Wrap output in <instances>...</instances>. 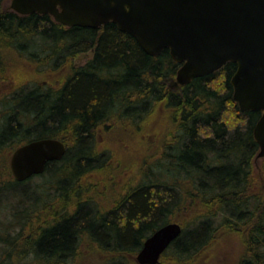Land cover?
Returning <instances> with one entry per match:
<instances>
[{
	"label": "trees",
	"instance_id": "16d2710c",
	"mask_svg": "<svg viewBox=\"0 0 264 264\" xmlns=\"http://www.w3.org/2000/svg\"><path fill=\"white\" fill-rule=\"evenodd\" d=\"M2 1L0 40L7 45L16 46L19 39L30 40L38 53L46 54L57 66L58 60L68 57L72 60L80 53L92 52L83 66L68 69L57 90L49 93L34 88L21 94L15 113L23 112V121L28 119L29 124L24 126L10 115L0 132V151L10 142L19 143L16 149L44 138L57 139L65 145L63 158L45 167V171L60 167L57 173L50 174L49 184L55 180L58 184L75 182L81 172L94 167L93 131L111 116L135 118L163 101L175 110L176 129L170 138V151L164 156L168 160L165 174L161 178L155 175V180L149 179L147 184L133 189L108 213H90L81 204L76 211L59 215L52 224L40 230L35 228L26 240L39 261L64 264L65 258L74 253L83 232L102 249L110 247L136 257L143 241L168 223L179 224L182 232L161 257L170 250L174 254L170 257L179 261L203 247L212 231L207 218L190 229L169 217L187 201L199 202L202 197L204 205L207 200H210L207 205L217 202L238 221L256 217L255 212L245 211V205L253 204L245 202L242 196H247L250 186L256 195V179L250 170L258 153L253 129L262 111L239 110L230 84L235 63L228 62L207 76L192 79L180 86L179 92L169 91L166 83L180 65L171 58L168 49L152 57L112 22L96 29L66 27L54 22L48 14L20 16L2 12ZM16 48L24 51L26 45L19 44ZM176 116L179 118L175 119ZM69 133L75 142L72 153L67 145ZM13 181L14 186L19 185L14 178ZM185 183L198 194L189 192L188 198L180 196L177 188L181 189ZM25 198L33 202L26 195ZM258 212L259 218L248 234V253L241 264H264L263 191Z\"/></svg>",
	"mask_w": 264,
	"mask_h": 264
},
{
	"label": "rangeland",
	"instance_id": "374dc122",
	"mask_svg": "<svg viewBox=\"0 0 264 264\" xmlns=\"http://www.w3.org/2000/svg\"><path fill=\"white\" fill-rule=\"evenodd\" d=\"M1 9L2 12H14L11 9V0H3ZM19 44L26 45L24 51L16 48ZM37 51L27 39L23 42L19 39L16 46L7 45L4 40H0V132L10 115L15 116L24 126L29 124L28 119L23 121V112L15 113V105L19 103L21 94L34 88L49 93L57 90L58 82L68 74L70 67H81L92 57L91 51L83 52L72 60L70 57L58 60L57 66L46 54ZM176 76L177 71L175 76L167 81V90L180 91L181 85ZM173 111L175 110L163 101L157 103L148 113L142 112L135 118L111 116L101 122L95 127L92 135L91 155L94 158V167L81 172L75 182L58 184V180H55L49 184L50 174L57 173L60 168L58 167L34 176L25 184L18 183L19 185L14 186L13 178L9 176V160L19 143L10 142L1 149L0 264H52L53 262L39 261L30 241L26 240L35 228L40 230L41 227L52 224L59 215L70 214L81 204L89 209L90 213H108L133 189L147 184L149 179L155 180V175L161 178L168 163L164 157L165 152L170 151V138L176 129ZM174 118L178 119L179 116ZM67 137V145L72 153L75 142L70 133ZM256 155L252 159L250 170L251 176L256 179V195L250 186L246 190V198L242 196L245 202L253 204L245 205V211L255 212L256 217L241 222L232 217L231 212H225L217 202L212 201L207 205L210 203V200H207L204 205L203 197L199 202L187 201L185 206L177 208L169 219L182 222L192 229L207 218L211 236L197 252L183 256L179 261L170 257L174 254L167 250L158 264H241L248 253V234L259 218V212L256 213V210L261 208L262 191L264 192V158H258ZM1 174L6 175L3 178ZM190 186L185 183L181 189L177 188V192L187 198L189 192L198 194L193 192L194 189ZM25 195L33 202H27ZM228 225L231 228H228ZM86 235L87 233L83 232L82 238L77 240L74 253L65 258L67 261L64 264H136L135 255L121 254L110 247L102 249Z\"/></svg>",
	"mask_w": 264,
	"mask_h": 264
},
{
	"label": "water",
	"instance_id": "95a60500",
	"mask_svg": "<svg viewBox=\"0 0 264 264\" xmlns=\"http://www.w3.org/2000/svg\"><path fill=\"white\" fill-rule=\"evenodd\" d=\"M11 8L22 16L48 14L66 27L112 22L152 57L168 49L181 64L176 79L182 86L235 63L230 84L240 111L263 112L253 136L257 157L264 158V0H11ZM65 153L57 139L33 140L12 152L10 171L22 183ZM181 232L177 223L158 228L144 240L136 263L158 264Z\"/></svg>",
	"mask_w": 264,
	"mask_h": 264
},
{
	"label": "bare ground",
	"instance_id": "6f19581e",
	"mask_svg": "<svg viewBox=\"0 0 264 264\" xmlns=\"http://www.w3.org/2000/svg\"><path fill=\"white\" fill-rule=\"evenodd\" d=\"M30 142V141H29ZM28 143V142H27Z\"/></svg>",
	"mask_w": 264,
	"mask_h": 264
}]
</instances>
